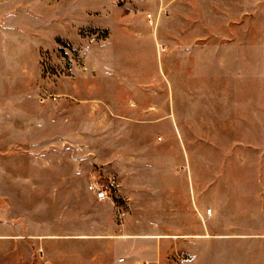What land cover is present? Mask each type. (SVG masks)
Returning <instances> with one entry per match:
<instances>
[{
	"label": "crops",
	"instance_id": "obj_1",
	"mask_svg": "<svg viewBox=\"0 0 264 264\" xmlns=\"http://www.w3.org/2000/svg\"><path fill=\"white\" fill-rule=\"evenodd\" d=\"M125 4L123 18L85 10L105 23L75 37L0 22V264H264V232L232 224L264 182L214 161L212 139L182 128L196 103L176 99L264 62V0ZM54 52L71 63L59 87L40 62ZM108 182L112 200L88 190Z\"/></svg>",
	"mask_w": 264,
	"mask_h": 264
},
{
	"label": "rangeland",
	"instance_id": "obj_2",
	"mask_svg": "<svg viewBox=\"0 0 264 264\" xmlns=\"http://www.w3.org/2000/svg\"><path fill=\"white\" fill-rule=\"evenodd\" d=\"M126 1L0 0V22L8 23L6 27H12L13 23H20L26 27L29 35L34 34L31 27L39 25V31L46 40H50L55 33L75 37L74 29L78 24L105 23V19L89 16L84 13L85 10H90V15H94L95 12L97 15H104L111 19L116 18V15L123 18ZM115 6L118 8V14H112ZM104 9L105 11H102ZM78 33L90 39L94 31L88 27H82ZM95 37L101 40L104 46L107 43V30H100ZM40 62L46 73L51 76L52 85L59 87L62 77L69 74L71 63L68 58L61 56L60 52H54L42 55ZM7 64L2 63L0 69H7ZM148 69L152 70V63L148 64ZM203 69L202 65L198 71ZM228 70L243 71V75L230 74L223 80V85L219 78L206 81L198 77L190 83L187 81L181 86H176L181 88L177 101L194 102L197 105L195 110L187 111L188 114L182 116V128L188 135H203L211 138L212 141L207 143L212 145L213 153L218 152L214 161L219 160L220 151H222L223 160L226 159L229 162L232 172L230 176L235 174L236 170L243 173L241 177L236 176V181L244 184L257 182V180L264 182V62L254 63V70H252V63H244L242 67L237 63H229ZM158 98L156 96V99ZM207 104L211 108H204ZM184 112L180 114L183 115ZM189 114L191 120L187 118ZM103 132H106L105 129ZM192 144L196 145L197 149L200 148L199 143ZM110 184L113 185L111 194L113 199L114 184L108 182L107 185ZM250 191L243 190L246 194L243 204L249 207L247 211L245 210L243 220L232 224L234 228L246 230L249 233L264 232V220H260L261 215L256 212L259 206H264V200L249 197ZM258 192L262 193V199H264V191ZM219 232H223V229H219Z\"/></svg>",
	"mask_w": 264,
	"mask_h": 264
},
{
	"label": "built area",
	"instance_id": "obj_3",
	"mask_svg": "<svg viewBox=\"0 0 264 264\" xmlns=\"http://www.w3.org/2000/svg\"><path fill=\"white\" fill-rule=\"evenodd\" d=\"M147 18L149 20L150 15H147ZM112 188H113L112 184H110L109 186L108 185L103 186V185H95L91 183L88 185V190L92 192L95 198L98 200H112V195H111ZM206 213L209 214L210 210L208 209Z\"/></svg>",
	"mask_w": 264,
	"mask_h": 264
}]
</instances>
